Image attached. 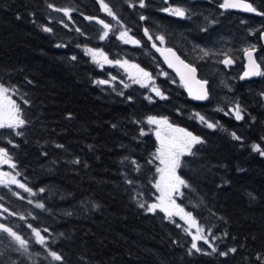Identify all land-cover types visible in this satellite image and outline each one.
<instances>
[{
	"label": "trees",
	"instance_id": "16d2710c",
	"mask_svg": "<svg viewBox=\"0 0 264 264\" xmlns=\"http://www.w3.org/2000/svg\"><path fill=\"white\" fill-rule=\"evenodd\" d=\"M248 1L264 12V0ZM104 2L141 43L114 52L110 40L105 54L124 56L151 75L161 69L170 85L159 81L165 99L151 100L136 86L97 83L118 71L99 68L85 51L104 46L95 22H88L105 19L99 0H0V83L28 121L16 130L21 135L0 130V148L34 193L0 184V224L28 241L27 253L17 251L19 245L0 232V264H264V156L252 149H264V83L237 82L241 120L216 109L221 106L212 86L206 103L191 101L136 30L139 0ZM218 6L207 4L214 21L222 14ZM252 19L262 23L257 37L264 53V15ZM195 113L217 126L208 128L192 118ZM149 116L166 117L203 140L180 159L178 176L187 186L179 205L204 228L216 253L199 241L203 251L189 255L187 224L146 210L155 200L160 167ZM32 229L46 237V247L36 243ZM230 248L236 252L219 255ZM47 250L63 261H53Z\"/></svg>",
	"mask_w": 264,
	"mask_h": 264
},
{
	"label": "snow or ice",
	"instance_id": "6c2138e0",
	"mask_svg": "<svg viewBox=\"0 0 264 264\" xmlns=\"http://www.w3.org/2000/svg\"><path fill=\"white\" fill-rule=\"evenodd\" d=\"M101 4V8L107 13L108 16H111L113 19H117L115 13L113 10L109 7L107 3L104 2V0H99ZM145 0H139V7L143 8L145 7ZM51 7V5H49ZM221 8L228 9V8H241L244 11L247 12H255L257 15H264V12H257V9L253 7L251 3H246L244 0H239V2H234V0H223V3L220 4ZM65 14H68V10H63ZM163 11L168 12L171 15L178 16V17H185L187 15V12L185 9L180 7H169L163 9ZM140 19H146V17L141 16ZM100 24L103 25V28L105 29L103 36H101V39H104L108 36V30L111 29V25L108 23H105L103 20L98 21ZM45 32H51L52 29L45 27L43 29ZM145 35L148 36L149 39H152V37L149 35L148 29L146 28L144 30ZM262 38H264V33L261 34ZM119 39H121L125 44L132 43L135 45H139L140 41L132 38L129 36L127 31H122L119 34ZM156 39L160 40L162 43L164 41L163 36H157ZM155 47V44L153 45ZM158 51L160 49H157ZM86 53H90L92 55V59L94 62L100 64L101 67H103V64H101L100 60L97 59V57H101L103 59L104 63L107 64H116L120 67H124L128 64L127 61H112L109 60L108 57L102 52V51H96L93 49H85ZM166 52L170 53L172 57H174L179 64L186 70L185 72H180L181 80L187 81L189 78H194L195 69L191 68L189 65L184 64L183 61L179 60V57L176 56L174 52H172L171 49H166ZM256 51L255 45H252L249 48L244 49V53L248 58L249 61V67L248 71L244 73V76L241 77V79H244L245 77L249 76H264V71H261L260 64L256 62L254 59V52ZM207 54V53H205ZM73 60L76 59L75 56L72 57ZM165 59L168 60V57L165 56ZM170 67H175V65L169 60L168 61ZM222 63L229 65L233 63V61L230 58H225ZM131 67L136 68L138 70V77L139 78H133L134 83H139L141 86L146 87L147 83L145 81L151 82L153 80V77L151 73L145 71L142 68H139L138 65H131ZM179 72V69H177ZM115 79V77H113ZM98 84H107L108 81L106 80H100L97 81ZM196 83L200 84V81H196ZM207 81H204L203 84H206ZM187 86V83H186ZM125 87H128V85H125ZM152 91L156 93L157 96H160L161 99H165L166 97L164 94L160 91L159 88L153 87ZM10 89L6 87L3 83H0V129L9 128L12 130H16L19 128H22L28 121L23 117V111L20 108V106L16 103L15 100L11 98L9 95ZM122 94V93H121ZM189 94L193 95L194 99L197 100H206L208 99V92L206 89L203 88V85L201 86V90L193 94L192 89L189 88ZM264 95V93H262ZM149 99H151L149 97ZM25 104H28V100L23 101ZM219 111H223V109H218ZM235 118L237 120L243 119L242 109L240 105L237 103L233 109ZM229 113H225V115H228ZM192 118L198 119L201 123L205 124L208 128H215L217 125L215 123L209 122L203 115H200V113H195ZM147 123L149 125H157L158 129L156 131V137L157 140L160 142V146L156 150V159L160 161V164L163 165L162 168H157V171L161 174L160 181L156 183L155 187L160 191L161 195L158 197L159 203H153L147 207L148 212H155L157 209H160L161 211L165 212L167 217L171 219V217L179 216L181 220H184L187 224V227L184 228V232L191 236L192 242H191V248L189 249V255L192 254V251L195 250V252H202V248L198 246V241H202L204 244H207L209 248H211L212 253H216L218 251L217 247L214 246L213 243L209 241V238L207 235L204 234V228L199 225L195 217L191 212L185 211L184 208L180 207L175 203V200L172 199V194L174 192H178L180 186H187L186 182L181 179L179 176L176 175V169L180 166V157L184 155L185 153L191 154V148L193 145L203 143V140L193 135V133L187 131L183 128H176L172 124L169 123L168 119L165 118H157L155 116H149L147 117ZM161 129L167 133V135H162ZM16 135H21L19 131H16ZM146 133L141 130V135H145ZM232 136L236 140H240L241 138L237 136L234 132L232 133ZM11 142V141H9ZM57 147H62V145H57ZM253 151L259 152L262 156H264V149L260 147L258 144H254L252 146ZM74 163H79V161H74ZM0 164H9L10 167L15 168V164L11 163V157L9 156V153L4 148H0ZM0 176L7 177V173H2ZM131 183V181H128ZM0 183H9V184H17L18 187L23 188L26 192L32 193V189L25 186V184L20 183L15 179V177H11L8 180L0 179ZM40 191H44V189H40ZM34 195V193H32ZM31 202V201H30ZM36 207L43 209L44 204L38 203L36 204ZM139 207L145 208L144 203H140ZM7 211V209H5ZM31 227V226H30ZM177 227H180L179 224H177ZM195 228V234L192 233L191 229ZM36 243L45 246L46 247V237L41 235V232L37 229H32ZM45 232H47V229H44ZM0 232L7 233L8 237L11 238L12 241H14L16 244L19 245V248L17 251L22 250L23 252H28V241L23 239L20 235H18L16 232H14L11 228L6 227L2 224H0ZM210 234V230H209ZM226 235V234H225ZM213 240L216 239V237H212ZM236 252L235 248H230L227 252H219V255L221 256H227L229 253ZM48 256L51 257L53 261H63V256L58 254L55 251L47 250ZM210 254V253H205ZM257 259H261V257L257 256Z\"/></svg>",
	"mask_w": 264,
	"mask_h": 264
},
{
	"label": "rangeland",
	"instance_id": "374dc122",
	"mask_svg": "<svg viewBox=\"0 0 264 264\" xmlns=\"http://www.w3.org/2000/svg\"><path fill=\"white\" fill-rule=\"evenodd\" d=\"M212 2L215 1L218 4L221 3L223 0H211ZM139 6V3H138ZM132 9V7H131ZM163 10L164 8L156 7L153 8V4H146L145 7H143L141 10L143 11H156V10ZM212 10L207 8H204L203 15L200 20H198L197 24L199 25V30L196 29V27H192L193 21H191L190 25L188 24L186 26V29L184 30H178L174 29L173 31L168 30V26H164L166 23H171L170 21L167 22H161L157 18H151V23L154 25L152 28L158 30L156 28V23L158 22L161 26V29L164 32H168V36H165L168 38L169 43H174L177 46L183 45L184 50L186 53H191V50L193 51L192 54L198 53L200 56L203 57V63H204V74L207 75V77L212 81V88L214 90V98L217 100V104L221 106L217 107L216 109H223V113H229V115L234 114V107L237 104L236 95L235 94V87L238 81H242L240 77V67L243 63L242 60V54L244 52L245 48H249L252 45H255V48L259 50L257 53V61L260 64L261 71H264V53L260 50V45L258 44V37L257 34L260 32L262 23L256 21L252 18H241L239 20H222L220 17L216 21H214ZM102 13H105V19H102L105 23L110 24L112 27L110 30H108V36L104 39H101L100 37L103 36L105 29L103 28V25L98 22V20L94 19H88L90 21L88 22H95L93 24L94 28L98 30V40L99 42L104 46H101L99 49H93L96 51H102L105 54V44H107L110 40H113L111 42L113 44V51L119 52V48L123 46H129L130 43L125 44L121 39H119V34L122 31H127L129 36L132 35V32L129 28H127L126 24H122L121 26L117 24L116 19H113L111 16H108L107 13L102 9ZM142 15V13H141ZM139 19V18H138ZM155 23V24H154ZM90 24L91 30L93 31V27ZM157 36V35H156ZM156 36H152L153 39L156 38ZM98 42V41H97ZM188 47L189 49H186ZM207 53V54H205ZM88 57L93 61L92 55L90 53H86ZM106 55V54H105ZM109 60L108 55H106ZM231 58L234 63L235 67H232L230 70H225L221 64L224 58ZM98 60H100L101 64H103V67L100 66V64H95L101 68V69H109V70H118L115 71L113 74H109L108 79V85H122L125 87V85H128V87L133 86L140 89H143L148 93V98L150 97L151 100H163L160 96H157L154 91H152L153 87L159 88L160 91L163 93V90L160 88L159 81H163L169 85V81H167V75L160 71H156L154 75H152L153 80L151 82L145 81L147 83L146 87L141 86L139 83H134L133 78H139L138 77V70L134 68L135 71H132L130 74H128V70L131 68V65H134L133 62H129L127 60H124V56L121 58H117V60L123 62L127 61L128 64L124 66V68H119L116 64H107L103 62V59L101 57H97ZM116 61V60H112ZM137 65V64H135ZM116 75V76H114ZM118 75V76H117ZM115 77V79H113ZM119 77L121 79H119ZM123 77V79H122ZM260 81L264 83V76H260ZM239 83V82H238ZM177 88L180 89V87L176 84ZM264 87V84H262ZM120 88V86H119ZM167 89V88H165ZM9 95L12 98L11 93L9 92ZM167 97L166 95H164ZM13 99V98H12ZM14 100V99H13ZM17 103V102H16ZM217 105V106H218ZM149 125V124H148ZM151 126V132L153 137L157 140L156 137V131L158 129L157 125H149ZM9 128H4L0 130H7ZM12 130V129H9ZM18 130V129H16ZM15 130V131H16ZM162 135H167L166 132H164L162 129ZM158 146H160V142L157 140ZM197 145V144H196ZM193 145L191 148V151L196 146ZM189 155L188 153H185L180 157V159L184 156ZM157 162L160 164V161L157 159ZM12 163V162H11ZM3 165V164H2ZM2 165L0 164V174L7 173V177H3L4 180H8L11 177H15L17 181L22 183L20 181L19 176L15 172V168H12L9 166V164H6L5 167L2 168ZM163 165L160 164L159 168H162ZM176 175L178 176V168L176 169ZM161 174L158 173L157 176V182L160 181ZM154 184V187L156 185ZM2 186L11 187L16 186L17 184H9V183H0ZM19 190L23 193H27L23 188L18 187ZM184 188V186H180L178 192H174L172 194V199L175 200V203L179 205V200L181 198V190ZM155 200L153 203H159L158 197H160L161 193L160 191L155 187ZM30 194V193H29ZM152 203V204H153ZM180 206V205H179ZM156 211H160L165 215L167 219H169L165 212L161 211L160 209H157ZM169 220H179L183 223H185L184 220H181L179 216H173ZM192 233L195 234L196 229H191ZM199 242V241H198ZM197 242V243H198Z\"/></svg>",
	"mask_w": 264,
	"mask_h": 264
},
{
	"label": "flooded vegetation",
	"instance_id": "af4514ba",
	"mask_svg": "<svg viewBox=\"0 0 264 264\" xmlns=\"http://www.w3.org/2000/svg\"><path fill=\"white\" fill-rule=\"evenodd\" d=\"M246 1H248V0H246ZM211 3H212L211 0H208L207 2H205V1H195V0H168L167 3H165L163 0H150V1L145 0V5L146 4H153V8H156V7H160V8L162 7L164 9L165 8H169V7H180V8H183V9L186 10L187 15L185 17H178V16L171 15L168 12H165L163 10H158V9L156 11H143L142 12V10H141L142 8L139 7L140 8V10H139L140 13H142V16L146 17V19H143V20L140 19L139 20L140 28L138 26L136 27V30H138V31L140 30V32L143 33V35L145 37V41L148 44L149 50L152 51V53L155 54L157 57H158V52L165 51L166 49H171L185 63H187L191 67L195 68L197 73H198V78L200 80H202V81H207V89H208L209 97H211L210 96V89L212 91V88H211L212 81L207 77L206 74H205V76H206L205 80L201 79L202 75H200V70H201L200 66L203 64V61H204L203 57L200 56L198 53L192 54V52H193L192 50H191V53H186L185 50H184L185 46H183V45L177 46L174 43H169L168 38L165 37V36H168V32H164L161 29V26H163V25H160L158 22H155L157 24L156 28H158V30L155 31V29L152 28L154 25L151 23L150 19L153 17V18L159 19L161 22L170 21L171 22L170 24L166 23L164 26H166V27L168 26V30L173 31V33H174V29H178V30L186 29V26L188 24L190 25L191 21H193L192 27H196V29L199 30L200 28H199V25L197 24V22H198V20H200L202 18L204 8L206 9L207 4L210 5ZM221 3H223V1ZM221 3H219L218 5L220 6ZM219 6H218V9H219ZM220 18L222 20H231V19L239 20L241 18H258V17H251V16H246V15H242V14H238V13H232V12H225V13L222 12V14L220 15ZM261 18H259V19H261ZM117 24L120 25V26L122 25V23H117ZM146 28L148 29L149 35L151 37L154 36V35L155 36L156 35L157 36H163L164 37L163 43L160 40L156 39V38L153 39V37H152V39H149L148 36H146L145 32H144V30ZM263 32L264 31H262V33ZM260 34H259V37H260ZM154 44H155V47H153ZM157 49H160V50L158 51ZM186 49H189V48L186 47ZM258 52H259V50L256 49L255 57L257 56ZM158 60L160 61L159 57H158ZM256 60H257V58H256ZM161 64H162V62H161ZM162 66H163V64H162ZM221 66L225 70H230L232 67H235V63L233 61L232 65L229 68H225L223 66V63L221 64ZM121 68H124V67H121ZM139 68H142V67L139 66ZM132 71H135L134 68H131V70L129 72L131 73ZM167 72H169V71H167ZM242 72H243V63L241 65L240 77H241ZM169 73L176 79L177 85L180 87L181 91H184V93H185V90H184L182 84L179 82V80L171 72H169ZM259 79H260V77H259ZM259 79H257V80H259ZM243 82L249 83L250 81H243ZM191 101H193V100H191ZM193 102H195V101H193ZM195 103H197V102H195ZM198 104H200V103H198ZM2 168H3V165H2Z\"/></svg>",
	"mask_w": 264,
	"mask_h": 264
},
{
	"label": "water",
	"instance_id": "95a60500",
	"mask_svg": "<svg viewBox=\"0 0 264 264\" xmlns=\"http://www.w3.org/2000/svg\"><path fill=\"white\" fill-rule=\"evenodd\" d=\"M163 1H164L165 3L168 2V0H163ZM195 1H205V2H207L208 0H195ZM234 2H239V0H234ZM244 2H246V3H250L249 1H246V0H244ZM219 9H220L222 12H224V13H225V12H232V13H238V14H242V15H246V16H251V17H258V18H261V17H262V15H257L255 12H247V11L242 10L241 8H228V9H224V8H221V7L219 6ZM263 33H264V32H263ZM261 34H262V33H261ZM261 34H260L259 41H260V44H261L262 48L264 49V38H262V35H261ZM172 52H174V51H172ZM174 53H175V52H174ZM175 54H176V53H175ZM255 54H256V51L254 52V59L256 60ZM165 56L168 57V60L165 59ZM176 56L179 57L177 54H176ZM158 57H159L160 61L162 62L163 66L165 67V69L168 70L169 72H171V73H172V74H173V75L179 80V82L182 84V86H183V88H184V90H185V94H186L191 100H193V101H195V102H197V103H200V104H203V103H205V102L208 101V99H209V94H208V99H206V100H197V99H194V98H193V95H190V94H189V88L192 89L193 94H196V93H198V92L201 90V86H202V85H203V88L206 89L207 92H208V89H207V83H206V84H203L204 81H202V80H200V79L198 78V73H197V71H196L195 68H194V69H195L194 78H189V79H187V81L185 82V81H182V80H181L180 72H185L186 70H185V69L179 64V62H178L174 57L171 56L170 53H168V52H166V51H160V52H158ZM242 59H243V72H242V74H241V77L244 76V73H245L246 71H248V67H249V61H248V58H247V56L245 55V53H243V55H242ZM169 60L175 65V67H170V66H169V63H168ZM179 60L183 61L180 57H179ZM183 62H184V61H183ZM256 62H257V60H256ZM257 63H258V62H257ZM184 64H187V63L184 62ZM187 65H188V64H187ZM231 65H232V63L229 64V65H226V64L223 63V66H224L225 68H228V67H230ZM189 66H190V65H189ZM190 67H191V66H190ZM191 68H193V67H191ZM177 69H179V72H178ZM257 79H259V76H249V77H245V78L242 79V80H243V81H251V80H257ZM196 81H200L201 83L198 84V83H196ZM186 83H187V86H186ZM0 179H1V177H0Z\"/></svg>",
	"mask_w": 264,
	"mask_h": 264
}]
</instances>
